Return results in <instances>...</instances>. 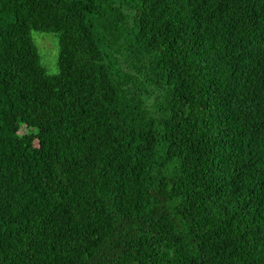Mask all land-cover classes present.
I'll use <instances>...</instances> for the list:
<instances>
[{"label":"trees","instance_id":"16d2710c","mask_svg":"<svg viewBox=\"0 0 264 264\" xmlns=\"http://www.w3.org/2000/svg\"><path fill=\"white\" fill-rule=\"evenodd\" d=\"M0 264H264V0H0Z\"/></svg>","mask_w":264,"mask_h":264},{"label":"rangeland","instance_id":"374dc122","mask_svg":"<svg viewBox=\"0 0 264 264\" xmlns=\"http://www.w3.org/2000/svg\"><path fill=\"white\" fill-rule=\"evenodd\" d=\"M31 36L37 47L42 65L49 74L58 71L57 55H58V39L53 33L32 31Z\"/></svg>","mask_w":264,"mask_h":264}]
</instances>
